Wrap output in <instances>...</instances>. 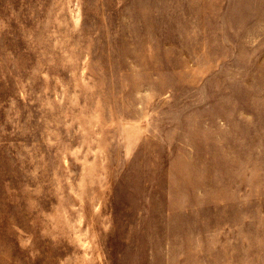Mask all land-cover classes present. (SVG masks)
<instances>
[{"label":"rangeland","instance_id":"obj_1","mask_svg":"<svg viewBox=\"0 0 264 264\" xmlns=\"http://www.w3.org/2000/svg\"><path fill=\"white\" fill-rule=\"evenodd\" d=\"M0 264H264V0H0Z\"/></svg>","mask_w":264,"mask_h":264}]
</instances>
